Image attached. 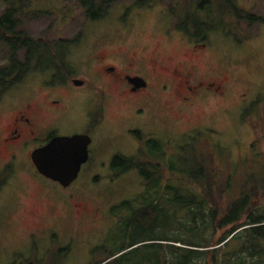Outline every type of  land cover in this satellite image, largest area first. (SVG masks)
Listing matches in <instances>:
<instances>
[{
    "label": "rangeland",
    "instance_id": "rangeland-1",
    "mask_svg": "<svg viewBox=\"0 0 264 264\" xmlns=\"http://www.w3.org/2000/svg\"><path fill=\"white\" fill-rule=\"evenodd\" d=\"M235 1L252 14L264 15V0ZM170 2L133 8L131 0H118L105 16L88 20L73 0H0V16L8 7L15 9L14 19L20 20L15 32L22 31L32 38L73 40L78 37L70 48L75 62L92 46L117 41L120 43L116 46L138 47L144 58L162 53L172 66L176 62L172 60L178 61L184 51L188 52V40L174 28L175 19L167 10ZM164 29L172 33L170 38L164 39ZM240 31L247 38L239 42L220 30L210 31L203 41L207 44L206 59L220 72V77L223 75L229 80L224 96H206L205 100L185 108L175 99L171 103L174 113L167 112L162 105H152L148 111L151 117L144 121L128 122L129 109L112 104L106 112V125L92 135V168H82L66 188L36 174L35 179L42 185L39 187L27 170L6 173L9 175L7 186L0 195V264H57L56 254L60 249L66 250L63 264H92L95 249L116 247L115 243H109L117 233L113 231L114 215L123 211L121 207L126 201L136 205L132 198L144 192L136 171L115 177L107 166L114 150L125 156L139 151L134 135L129 136L131 129L141 134L151 132L168 141L171 157L180 147H186L187 151L181 153L191 159L192 148L196 147L202 161L215 175L218 182L213 185L215 190L223 191L220 188L228 181L230 190L249 183H264V24H242ZM7 54V47L0 40V67L6 65ZM21 54L18 53L19 58ZM187 59L191 60L192 56ZM38 78L39 74L33 73L27 81ZM202 93L208 94V90L203 89ZM78 107L74 105L65 114L60 131L84 128ZM167 121L169 127L165 126ZM4 122L0 119V131ZM67 194L75 196L70 203L63 198ZM15 199L20 205L18 210L13 208ZM81 202H85L91 216L81 218L71 212V204ZM258 205H264V198ZM224 231H219V235ZM166 234L171 236L173 232L155 231L157 237ZM237 246L235 238L228 245L220 246L219 257ZM134 257L138 263L148 264L142 248Z\"/></svg>",
    "mask_w": 264,
    "mask_h": 264
},
{
    "label": "trees",
    "instance_id": "trees-1",
    "mask_svg": "<svg viewBox=\"0 0 264 264\" xmlns=\"http://www.w3.org/2000/svg\"><path fill=\"white\" fill-rule=\"evenodd\" d=\"M73 1L84 10L85 18L97 20L118 0ZM131 1L133 8H150L165 0ZM14 10L8 7L0 16V40L8 49L6 65L0 67V92L18 80L10 77L12 69L32 71L45 64L58 65L61 59L57 56L65 55L78 39L45 40L15 32L20 20L14 19ZM167 10L177 31L202 43L210 31L218 30L239 42L247 38L241 36L242 24H264V15L242 9L235 0H171ZM165 148L151 140L141 145L137 155L114 159L118 166L114 176L136 171L144 192L132 198L136 205L126 201L123 211L114 215L113 231L117 233L109 243L116 247L95 249L92 264H140L134 257L140 248L146 251L148 264H254L255 260L264 264V205H258L264 198V183L230 190L228 181L220 188L223 191L215 190V175L196 147L191 159L181 153L186 147H180L173 158L165 156ZM166 229L173 235H155ZM221 230L225 231L219 235ZM234 238L237 248L219 257L220 246ZM62 250L56 254L57 264H63L66 250Z\"/></svg>",
    "mask_w": 264,
    "mask_h": 264
},
{
    "label": "flooded vegetation",
    "instance_id": "flooded-vegetation-1",
    "mask_svg": "<svg viewBox=\"0 0 264 264\" xmlns=\"http://www.w3.org/2000/svg\"><path fill=\"white\" fill-rule=\"evenodd\" d=\"M178 34L182 35L180 32ZM163 35L166 39L172 33L164 29ZM187 40L188 52L184 51L180 60H172V63L176 61L172 66L168 65L162 53L156 52L152 57L144 58L138 47L130 49L116 46L120 42L114 41L92 46L78 62L72 60L69 49L65 55L57 56L61 59L58 65L45 64L44 68L32 71L12 69L10 77L13 81L16 77L18 80L0 92V119L5 121L0 131V175L3 177L0 195L7 186L8 172L27 170L36 180V174H40L32 162L31 154L54 137L88 135V158L79 172L85 167L90 170L92 135L106 125V112L112 104L128 108L130 122L133 119L144 121L148 116L150 119L148 111L152 105H162L167 112L174 113L175 108L171 103L175 99L181 108H185L205 100L206 96H224L229 80L223 75L220 77V72L206 59L204 52L207 44L189 41L188 37ZM189 55L192 56L191 60L187 59ZM33 73H38L39 78L27 81ZM203 89L208 90V94L202 93ZM74 105L79 106L84 128L60 131V127L64 126L65 114ZM167 123L165 126L169 127ZM128 133L130 137L134 135L132 138L140 147L147 141H160L166 145L163 152L169 157L168 141L151 132L141 134L131 129ZM133 156L135 154L125 156L114 150L107 166L115 173L118 168L114 163L115 158ZM63 198L70 203L75 196L67 194ZM64 199L61 201L65 202ZM71 205V212L78 217L91 216L85 202ZM13 208H20L16 199Z\"/></svg>",
    "mask_w": 264,
    "mask_h": 264
},
{
    "label": "water",
    "instance_id": "water-1",
    "mask_svg": "<svg viewBox=\"0 0 264 264\" xmlns=\"http://www.w3.org/2000/svg\"><path fill=\"white\" fill-rule=\"evenodd\" d=\"M79 84V82H76ZM90 137L85 134L58 136L31 154L37 172L46 179L68 187L88 158Z\"/></svg>",
    "mask_w": 264,
    "mask_h": 264
}]
</instances>
